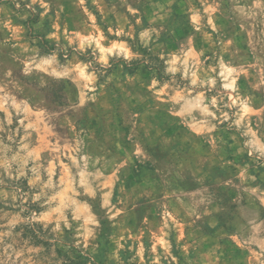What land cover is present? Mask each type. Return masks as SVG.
<instances>
[{"label":"rangeland","instance_id":"1","mask_svg":"<svg viewBox=\"0 0 264 264\" xmlns=\"http://www.w3.org/2000/svg\"><path fill=\"white\" fill-rule=\"evenodd\" d=\"M0 264H264V0H0Z\"/></svg>","mask_w":264,"mask_h":264}]
</instances>
